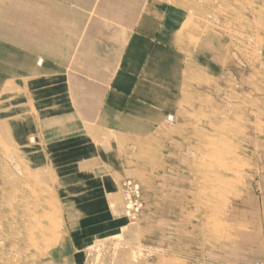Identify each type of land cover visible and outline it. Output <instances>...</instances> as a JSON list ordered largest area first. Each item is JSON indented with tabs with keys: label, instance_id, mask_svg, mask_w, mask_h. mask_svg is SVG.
I'll list each match as a JSON object with an SVG mask.
<instances>
[{
	"label": "rangeland",
	"instance_id": "obj_1",
	"mask_svg": "<svg viewBox=\"0 0 264 264\" xmlns=\"http://www.w3.org/2000/svg\"><path fill=\"white\" fill-rule=\"evenodd\" d=\"M5 1L6 8L14 4ZM94 1L85 10L69 9L73 15L85 11L86 22L77 16L56 22L67 17L66 8L57 9L46 52L37 49L45 37L14 34L22 22L5 18L0 30L11 53L7 68L30 61L40 73L39 59L55 64L49 78L84 104L106 90L149 3L175 6L184 15L182 49L168 46L192 63L182 79L179 111L171 112L173 122L165 118L161 131L130 147L126 176L108 194V213L84 214L80 199L96 192L83 173L68 175L51 146L86 136L90 122L72 125L70 134L62 124L42 123L37 116L50 110L29 104L39 96L28 87L36 78L7 70L0 96V121L6 123L0 128V264L264 263V0H134L132 11L116 14ZM50 8L35 3L20 11L21 18ZM132 72L143 77L142 70ZM24 82L27 87H20ZM20 91L22 106L13 95ZM75 99L70 95L74 108ZM37 220L44 229L31 226Z\"/></svg>",
	"mask_w": 264,
	"mask_h": 264
},
{
	"label": "crops",
	"instance_id": "obj_2",
	"mask_svg": "<svg viewBox=\"0 0 264 264\" xmlns=\"http://www.w3.org/2000/svg\"><path fill=\"white\" fill-rule=\"evenodd\" d=\"M13 1V6L6 8V1L0 0V23H5V18L8 24L12 20L10 18L20 20L22 24L11 32L19 36L34 34L45 37L43 39L46 44L37 46V49L44 52L50 49L47 48V42L55 37L53 29L49 26L55 23L53 18L58 15L57 9L66 8L67 17L64 16V20L60 19L56 22L68 21L73 16H77L80 22H86L85 11L73 15L69 10L74 7L85 10L86 7L70 0H34L36 4L41 2L44 5H51L52 8L42 12L35 11L26 19L21 18L20 11L34 8L35 3L31 0ZM183 17V12L175 6L169 10L155 7L150 2L146 17L133 27L120 65L106 90L91 99L87 100L85 97L84 104H82V96L78 95V100L74 95L78 103L75 108L70 105V95L74 97L70 89L54 77L49 78L56 70L55 64L44 63L43 59V61L39 59L37 64L43 68L40 73H35L33 63L29 61L22 66L17 63L15 57L16 63L12 68H7L6 64L11 59V53H7L6 33L0 30V96L6 94L7 70L25 72L26 75L30 72L29 75L36 78L35 82L28 84V87H31L30 93L39 96L33 97L34 100L29 101V104L34 110L35 106L39 109L38 105L42 110H50L37 116L41 122L45 120L46 124H50V121L62 124L63 131L67 134H70L72 125L80 127L82 121L90 122V126L83 131L86 132V136L69 137L67 140L63 138L58 147L51 146L52 151L57 149L60 153L58 162L69 172L68 175L83 173L90 187L96 192L92 196L80 199L78 206L82 213L101 215L108 213L105 211L106 200L108 194L116 191V185L126 176L128 169L125 157L130 147L141 143L149 135L161 131L166 127L163 123L165 118L171 115V112L179 111L184 92L182 79L185 78L192 63L188 64L186 59L177 56L169 46L178 48L179 51L182 49L179 43V31ZM150 50L151 54L147 59ZM203 51L206 52L205 49ZM49 53L54 54V51ZM133 70L139 73L142 70L143 77L134 74ZM39 80L42 82H38ZM19 84L20 87H27L25 82ZM36 85L43 86L38 89L39 93L35 88ZM32 86L35 88L34 92ZM59 93H61V101H56L55 96ZM13 95L18 96V105L22 106V92H15ZM75 111L78 117L75 116ZM82 113L85 114L83 117ZM0 128L5 130L6 123L0 121ZM66 129L69 130L66 132ZM50 137L48 132L47 138ZM53 142L55 140L50 143ZM119 142L123 146H119Z\"/></svg>",
	"mask_w": 264,
	"mask_h": 264
},
{
	"label": "bare ground",
	"instance_id": "obj_3",
	"mask_svg": "<svg viewBox=\"0 0 264 264\" xmlns=\"http://www.w3.org/2000/svg\"><path fill=\"white\" fill-rule=\"evenodd\" d=\"M70 1H72V2H74V3H76V4H82L84 7H90L92 4H93V1L92 0H70ZM95 2V1H94ZM71 3V2H70ZM96 4H97V7L98 8H105V7H107V6H112L116 11H114L113 12V14H116L117 13V11L119 12V13H122V12H127V11H132L133 9H130V6H132V5H134V3H135V1L134 0H96V2H95ZM141 12H142V9L140 10ZM61 12H62V10L59 12L60 14H61ZM115 17L116 16H114V17H112V18H114V20H115ZM173 119H172V118ZM168 120H169V122H173L174 120H175V117L174 116H169L168 117ZM171 120V121H170ZM222 167V166H221ZM221 167H219V171H220V168ZM223 167H225V166H223ZM228 167V166H227ZM214 173H216L215 171H214ZM221 173V172H220ZM215 176H217V175H215ZM222 176V175H221ZM221 179V178H220ZM225 179H226V177H225ZM221 181V180H220ZM224 181V180H223ZM36 219H38V218H36ZM31 226L33 227V228H38V229H44L45 228V223L43 222V220H37V221H34V223L33 224H31ZM47 227V226H46ZM32 228V229H33ZM47 229V228H46ZM30 232H32V230H30ZM34 233V232H33ZM36 235V234H35ZM136 257V256H135ZM132 260V259H131ZM167 260H169V259H167ZM136 261V260H135ZM137 261H140L139 259H137ZM146 261H147V259H146ZM166 262H168L167 264H176V263H174V262H172L171 260H170V263H169V261H166ZM136 263V262H135ZM159 263V262H158ZM162 263V262H161ZM130 264H134L133 262L132 263H130ZM138 264H141V263H139L138 262ZM259 264H264V263H259Z\"/></svg>",
	"mask_w": 264,
	"mask_h": 264
},
{
	"label": "built area",
	"instance_id": "obj_4",
	"mask_svg": "<svg viewBox=\"0 0 264 264\" xmlns=\"http://www.w3.org/2000/svg\"><path fill=\"white\" fill-rule=\"evenodd\" d=\"M172 118V117H171ZM173 119V118H172ZM171 121V120H170Z\"/></svg>",
	"mask_w": 264,
	"mask_h": 264
}]
</instances>
